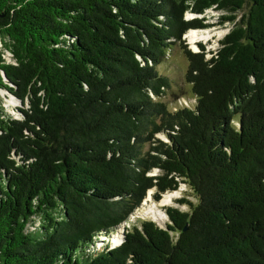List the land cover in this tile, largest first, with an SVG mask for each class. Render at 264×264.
Instances as JSON below:
<instances>
[{
    "label": "trees",
    "instance_id": "16d2710c",
    "mask_svg": "<svg viewBox=\"0 0 264 264\" xmlns=\"http://www.w3.org/2000/svg\"><path fill=\"white\" fill-rule=\"evenodd\" d=\"M213 8L246 14L194 52ZM0 37V264H264V0H0Z\"/></svg>",
    "mask_w": 264,
    "mask_h": 264
},
{
    "label": "rangeland",
    "instance_id": "374dc122",
    "mask_svg": "<svg viewBox=\"0 0 264 264\" xmlns=\"http://www.w3.org/2000/svg\"><path fill=\"white\" fill-rule=\"evenodd\" d=\"M246 14V10H241L237 13H230V12H221L217 9H210L208 10L205 15L198 16L200 19H202L203 24L207 27L204 29H196L192 30L195 32H209L210 38L208 39H202L198 40L195 43H192L190 39L187 37L189 34L184 36L185 43L189 46V49H191L194 52H198L200 50L199 44H202L206 50L210 51H216L220 48V42L224 39V37L230 33L235 27H238L240 23L242 22L244 15ZM235 17L234 21L228 20L230 17ZM196 15H193L191 13L186 14L187 19L195 18ZM191 32V31H190ZM188 32V33H190ZM3 51V44L0 37V52ZM3 58L11 62V58L8 54L4 53ZM184 59L181 55L180 51L178 49L172 51L170 55V60L168 63H166L163 67L164 71L171 75L174 80H178V74L180 70L183 69ZM174 93H178V91H174ZM180 94V93H178ZM174 100L173 93L169 94L166 101L170 102ZM20 106V102L12 96H8L6 92L0 91V115L2 118H5L7 116H11L14 118H20L19 112L16 111V107ZM155 172H153V175ZM177 194L172 198V201L168 204H162V200H164V197L167 194L174 193V192H168L163 195L162 199L157 202L153 198V191L151 190L148 192L146 199L142 203V206L135 212V215L133 217L134 224L139 221H145V220H151L155 222L158 226L164 227V225L169 221L168 216L166 214V208L168 207H174L178 208L181 211H187L189 209L188 205L186 204H180L179 200H189L194 203H196V198L194 197L193 191L189 187V185L182 183L177 191H175ZM151 207H155V209H158L160 211V215L163 219H157L154 217V214L149 210ZM139 224V223H138ZM114 237V236H113ZM112 237V238H113ZM118 238V237H117ZM117 238H113L116 240ZM101 247V246H99ZM103 247V246H102Z\"/></svg>",
    "mask_w": 264,
    "mask_h": 264
},
{
    "label": "bare ground",
    "instance_id": "6f19581e",
    "mask_svg": "<svg viewBox=\"0 0 264 264\" xmlns=\"http://www.w3.org/2000/svg\"><path fill=\"white\" fill-rule=\"evenodd\" d=\"M187 34H189L187 37L190 39V41L192 43H195L198 40L210 38V33L209 32H200V33H198V32H195V31H192L191 30V32L190 33H187ZM175 193L176 192L167 194L164 197V200H162V204H168V203H170L172 201V198L177 195ZM150 211L154 214V217L157 216L156 217L157 219H163L162 216L160 215V211L158 209H155V207H151L150 210H149V212Z\"/></svg>",
    "mask_w": 264,
    "mask_h": 264
},
{
    "label": "built area",
    "instance_id": "2783aa9c",
    "mask_svg": "<svg viewBox=\"0 0 264 264\" xmlns=\"http://www.w3.org/2000/svg\"><path fill=\"white\" fill-rule=\"evenodd\" d=\"M137 210H139V209H137ZM137 210H136V211H137ZM136 211H135V212H136ZM135 212H134V214L131 215V217L129 218L128 221H126V222L123 223V225H124L125 227H129V225H134V222H132V221H133V217H134V215H135Z\"/></svg>",
    "mask_w": 264,
    "mask_h": 264
}]
</instances>
